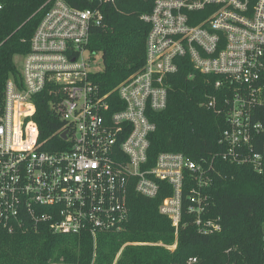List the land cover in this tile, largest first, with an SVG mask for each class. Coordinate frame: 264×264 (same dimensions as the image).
Segmentation results:
<instances>
[{"label": "built area", "instance_id": "1", "mask_svg": "<svg viewBox=\"0 0 264 264\" xmlns=\"http://www.w3.org/2000/svg\"><path fill=\"white\" fill-rule=\"evenodd\" d=\"M119 1L74 0L73 6L48 0L39 9L20 78L5 82L0 107V233L45 225L54 234L95 241L123 229L130 189L153 199L158 182L171 190L159 213L170 220L175 240L184 189L198 233H219V220L205 217L211 163L161 152L154 166L143 168L155 131L151 114L166 108L167 79L185 56L194 70L217 78L203 106L225 117L219 157L262 171V154L254 148L264 135V0H155L140 16L149 25L142 68L103 92L92 80L95 55L87 44L90 29L103 22L102 7ZM2 10L0 2V17ZM41 96L61 123L63 144L54 152L41 149L33 120Z\"/></svg>", "mask_w": 264, "mask_h": 264}, {"label": "trees", "instance_id": "2", "mask_svg": "<svg viewBox=\"0 0 264 264\" xmlns=\"http://www.w3.org/2000/svg\"><path fill=\"white\" fill-rule=\"evenodd\" d=\"M47 1L0 0V107L5 82L20 78L15 60L29 52L30 39L43 15L39 9ZM65 1L75 6L74 0ZM154 1L122 0L102 7L103 22L90 29L87 49L101 57L102 69L92 80L103 92H111L142 68L149 25L140 16L151 11ZM177 63L178 71L167 79L166 108L151 114L155 131L148 137L143 168L154 166L161 152L211 163L213 182L203 190L208 197L205 217L219 220L222 230L212 235L198 233L186 211L184 189L182 223L175 240L170 220L159 213L171 190L158 182L159 191L153 199L130 189L123 229L100 233L95 241L86 234H54L45 225L34 231L0 233V264H187L189 259H195L193 264H264V135L254 148L263 157L260 173L250 165L223 161L219 140L226 128L225 117L203 106L207 96L214 94L217 78L194 70L187 56ZM34 101L33 120L41 149L54 152L63 144L58 137L61 123L49 110L46 98ZM158 243L175 244V248L168 250Z\"/></svg>", "mask_w": 264, "mask_h": 264}, {"label": "rangeland", "instance_id": "3", "mask_svg": "<svg viewBox=\"0 0 264 264\" xmlns=\"http://www.w3.org/2000/svg\"><path fill=\"white\" fill-rule=\"evenodd\" d=\"M15 62H16L17 67L20 68V65H21L20 59H16ZM101 69H102L101 57H100V55H96L94 57V67L92 68V70L95 72H99V71H101ZM159 244H161V243H158L157 245H159ZM125 245H127V244H125ZM132 245H135V243H132ZM137 245H139V244L137 243Z\"/></svg>", "mask_w": 264, "mask_h": 264}, {"label": "water", "instance_id": "4", "mask_svg": "<svg viewBox=\"0 0 264 264\" xmlns=\"http://www.w3.org/2000/svg\"><path fill=\"white\" fill-rule=\"evenodd\" d=\"M61 137H62V139H65V135L64 134H62Z\"/></svg>", "mask_w": 264, "mask_h": 264}]
</instances>
